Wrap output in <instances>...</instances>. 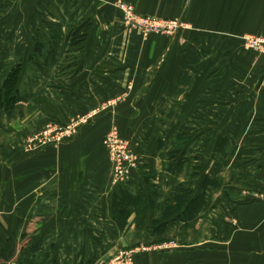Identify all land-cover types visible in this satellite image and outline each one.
<instances>
[{
    "label": "crops",
    "instance_id": "obj_1",
    "mask_svg": "<svg viewBox=\"0 0 264 264\" xmlns=\"http://www.w3.org/2000/svg\"><path fill=\"white\" fill-rule=\"evenodd\" d=\"M119 1L140 16L181 20L178 37L143 39L124 26ZM0 10V86L38 40L61 33L54 49L43 40L32 71L22 69L26 100L1 113L0 253L10 241L20 252L32 222L43 243L0 264H106L118 250L170 241L174 249L140 253L134 264H264V56L242 39L264 38V0H0ZM85 22L72 47L70 32ZM95 111L70 140L26 151L45 124ZM189 124L209 134L195 133L188 161L172 172ZM113 126L138 155L117 187L102 145ZM178 185L200 204L190 220L157 230ZM122 191L142 196L124 227L111 208Z\"/></svg>",
    "mask_w": 264,
    "mask_h": 264
},
{
    "label": "built area",
    "instance_id": "obj_2",
    "mask_svg": "<svg viewBox=\"0 0 264 264\" xmlns=\"http://www.w3.org/2000/svg\"><path fill=\"white\" fill-rule=\"evenodd\" d=\"M115 7L122 13V21L126 28L136 30L142 37L150 34L171 36L173 31L182 27L178 20L167 21L154 17H144L136 13L132 4L117 2ZM244 46L247 49L264 54V38L257 36L244 37ZM107 107H110L108 105ZM105 106L102 110H105ZM71 119L67 124H45L37 133L27 139L26 151L36 152L46 146H57L70 140L78 132V129L88 123L96 113ZM102 145L106 150L108 162L111 168V184L114 187L122 186L130 178L133 171L138 168V155L131 142L123 139L117 127H111L102 139ZM264 200V195L261 196ZM135 250H122L114 254L107 264H133Z\"/></svg>",
    "mask_w": 264,
    "mask_h": 264
},
{
    "label": "trees",
    "instance_id": "obj_3",
    "mask_svg": "<svg viewBox=\"0 0 264 264\" xmlns=\"http://www.w3.org/2000/svg\"><path fill=\"white\" fill-rule=\"evenodd\" d=\"M89 29V24L87 22L81 24L76 29L70 32L69 36L71 37V46L72 47H80L82 42L86 37V33ZM43 40L50 41L52 44V49L55 48V43L61 37V33L56 31L55 29L50 30L48 34L43 36ZM38 40L34 49H33V57L27 65L31 64L33 61H36L41 56L44 49V41ZM22 68L20 65L12 68L9 72L8 76L4 80L3 84L0 86V117L2 112L10 113L14 106L20 102H24L25 94L21 90L19 83L20 75L22 74ZM188 130L186 127L181 128V133L179 135V140L177 141L176 151H174L170 160L172 165L170 166V170L172 172H178L182 165L188 161V158L185 157V148L188 146L190 140H186L182 143L180 141L186 135V131ZM207 186V182L203 183V189ZM192 191L189 188L184 187L183 185H178L175 188L172 196L167 200L165 208L162 213L161 219L155 221L154 223L157 225V230H160L170 222L177 221H186L190 220L196 208L199 206L200 201L197 197L195 200H189L192 196ZM141 194L136 197L131 196L125 191L120 193V196H115L111 201L112 208V216L117 220L120 227H124L127 223V219L129 213L127 211L128 207L131 205L137 204V202L141 199ZM185 210L182 211L183 207ZM45 220V219H44ZM43 220V222H45ZM43 243L42 239H38L28 250L17 252L16 245L13 244L12 241L1 251L0 260L3 262H10L13 259H21L24 256H30L37 252Z\"/></svg>",
    "mask_w": 264,
    "mask_h": 264
},
{
    "label": "rangeland",
    "instance_id": "obj_4",
    "mask_svg": "<svg viewBox=\"0 0 264 264\" xmlns=\"http://www.w3.org/2000/svg\"><path fill=\"white\" fill-rule=\"evenodd\" d=\"M12 15H14V13L12 14ZM1 17H3V14L1 13V10H0V18ZM178 21L182 24L183 22L181 21V20H179L178 19ZM125 26V25H124ZM182 29V28H181ZM180 28L179 29H176V30H174L173 31V33H172V35L171 36H164V35H161V34H150V35H147V36H145V37H142V35L141 34H139V36L140 37H142L143 39H146V38H148L149 36H151V35H158V36H160V37H164V38H169V39H174L175 37L177 38L178 37V33L180 32V30H181ZM134 32H136V34H137V31L135 30ZM247 36H251V35H246V36H243L242 37V39H244V37H247ZM243 48L244 49H246L247 51L249 50V51H253V52H255V53H257V54H259L257 51H254V50H250V49H247L244 45H243ZM259 55H263L264 56V54H259ZM32 64V63H31ZM31 64H29V65H24L23 63L22 64H18V65H20L21 66V68L22 69H24V67L27 69V70H30V71H32V69H31ZM34 67V64H32V68ZM23 71V70H22ZM22 73V72H21ZM31 78L30 77H26V78H22V76L20 75V78H19V83H18V85L20 86V88H21V90L23 91V93H25L24 91H25V81L27 80V81H29ZM237 88V87H236ZM236 90V89H235ZM236 96H238L237 94H236ZM239 96H241V94H239ZM219 100H220V102L222 101V102H225V100L224 99H220L219 98ZM240 102H241V97H240ZM236 104H237V102H236ZM219 106H221L222 108H225L226 106L225 105H219ZM182 127H186L188 130H185L187 133H186V135H184L185 137L184 138H182L180 141H182V143L183 142H185L186 140H190V141H192V139H193V137H194V135H195V133L197 132V133H199V132H201V131H203V137L204 138H206V136L205 135H208L209 134V131L208 130H206V127L205 126H195L194 124H189V125H187V126H182ZM197 130V131H196ZM124 139V138H123ZM207 142L208 141H204L203 142V145L201 146V148L199 149V151L201 150V151H205L206 149H208V147L206 146V144H207ZM190 143V142H189ZM190 144H192V143H190ZM210 144V143H209ZM195 170V169H194ZM264 195V194H263ZM37 233V231L35 230V224H33V222L31 223V225H30V228L28 229V232L26 233V235L21 239V241H22V244H23V246L20 248L21 250H20V252H22V251H24V248H27V250L33 245V243H35L36 241H37V239L36 238H34V237H32V235L33 234H36ZM163 242V241H162ZM167 243V244H166ZM166 243H160V244H157V243H151V244H148V245H136V246H133V247H130V248H127V249H121V250H118V251H116L114 254H116V253H118L119 251H122V250H135L136 251V255H138V254H140V253H146V252H148V251H153L154 249H155V251L156 250H158V249H168V250H172V249H174V247L176 246L175 245V243H173V241H170V243L169 242H166ZM24 247V248H23ZM157 248V249H156ZM114 254H112V256L109 258V260L113 257V255ZM135 255V256H136ZM23 258V257H22ZM21 258V259H22ZM21 259H14V261H20ZM134 259H135V257H134ZM108 260V261H109ZM108 261H107V263H108ZM20 263V262H19ZM106 263V264H107ZM16 264H18V263H16ZM24 264V263H23ZM133 264H134V262H133Z\"/></svg>",
    "mask_w": 264,
    "mask_h": 264
},
{
    "label": "bare ground",
    "instance_id": "obj_5",
    "mask_svg": "<svg viewBox=\"0 0 264 264\" xmlns=\"http://www.w3.org/2000/svg\"><path fill=\"white\" fill-rule=\"evenodd\" d=\"M104 137V136H103Z\"/></svg>",
    "mask_w": 264,
    "mask_h": 264
}]
</instances>
